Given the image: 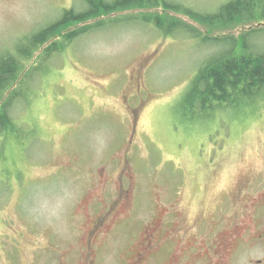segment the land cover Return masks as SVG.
Wrapping results in <instances>:
<instances>
[{
    "label": "rangeland",
    "instance_id": "1",
    "mask_svg": "<svg viewBox=\"0 0 264 264\" xmlns=\"http://www.w3.org/2000/svg\"><path fill=\"white\" fill-rule=\"evenodd\" d=\"M171 1L211 13L226 0ZM82 3L0 0V53ZM170 14L209 37L245 28ZM172 30L129 24L88 35L53 59L31 107L12 109L32 134L0 133V264L264 261V103L218 125H182V94L226 48ZM109 206L113 218L97 222Z\"/></svg>",
    "mask_w": 264,
    "mask_h": 264
},
{
    "label": "trees",
    "instance_id": "2",
    "mask_svg": "<svg viewBox=\"0 0 264 264\" xmlns=\"http://www.w3.org/2000/svg\"><path fill=\"white\" fill-rule=\"evenodd\" d=\"M79 10L63 9L51 22L22 35L0 53V133L17 140L29 133L15 121L12 109L28 108L38 98L37 83L50 77L53 59L76 41L120 26L152 25L165 35H184L224 46L199 66L175 109L182 125L223 123L228 114H247L264 103V0H226L213 12L193 10L171 0H82ZM163 13H152V10ZM141 11L140 14L120 15ZM144 11V13H142ZM170 13L188 15L210 28L243 25L239 36L209 37ZM256 23L257 25L251 26ZM179 33V32H178ZM261 104V105H262ZM238 111V112H237ZM256 115V114H255ZM210 132V131H209Z\"/></svg>",
    "mask_w": 264,
    "mask_h": 264
},
{
    "label": "flooded vegetation",
    "instance_id": "3",
    "mask_svg": "<svg viewBox=\"0 0 264 264\" xmlns=\"http://www.w3.org/2000/svg\"><path fill=\"white\" fill-rule=\"evenodd\" d=\"M121 199H125L126 200V195H125V197H123L122 195H121ZM119 203L120 204H122L123 202H122V200H120L118 203H117V201H115V204H113V206H117V205H119ZM114 211V207H112V206H109V207H106V208H104L103 210H100V212H99V217H98V221L97 222H104V225L109 221V220H111L113 217L111 216V213ZM99 226V225H98ZM204 231H202L201 233H203ZM92 237V236H91ZM259 239L260 240H262L261 242H263L264 241V232L262 233V234H260L259 235ZM218 248H219V245L216 247V249L214 250V246H212V245H210L209 246V248H208V250H207V253L209 254H211L212 255V253L214 252V256L215 257H218V255H219V252H218ZM89 251L91 252V247H90V245H89ZM143 258L141 257L139 260H142ZM216 261V263L217 264H219V263H221V258H219V259H216L215 260ZM86 264H92V259H89L88 260V262L86 263ZM135 264H137V262L135 261ZM260 264H264V261H262V263L260 262Z\"/></svg>",
    "mask_w": 264,
    "mask_h": 264
}]
</instances>
